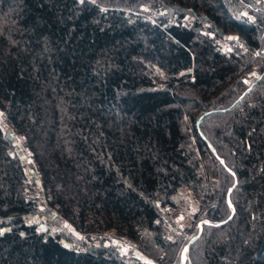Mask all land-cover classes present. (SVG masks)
I'll return each mask as SVG.
<instances>
[{
  "label": "trees",
  "instance_id": "1",
  "mask_svg": "<svg viewBox=\"0 0 264 264\" xmlns=\"http://www.w3.org/2000/svg\"><path fill=\"white\" fill-rule=\"evenodd\" d=\"M263 73L264 0H0V110L48 210L158 264L183 189L186 264H264V76L237 102ZM37 191L0 126V264H141L41 231Z\"/></svg>",
  "mask_w": 264,
  "mask_h": 264
},
{
  "label": "rangeland",
  "instance_id": "2",
  "mask_svg": "<svg viewBox=\"0 0 264 264\" xmlns=\"http://www.w3.org/2000/svg\"><path fill=\"white\" fill-rule=\"evenodd\" d=\"M257 75V74H255ZM0 126L3 131L8 134L14 141L17 151L20 155V158L25 165L28 176L30 180H33L37 186L38 191L36 192L38 200V214L30 217L31 220L35 221L39 229L44 232H59L64 233L65 236H72L71 240H63V243L68 246L73 247H83V244L88 246L98 245L100 240H105L106 242H114L119 245L120 249L128 255V257L133 258L134 260L140 262L141 264H158L152 257L146 256L140 251H138L131 243L127 241H120L113 237L114 232H108L103 237H98L96 235H91L90 237H84L78 234L72 226L67 222L58 218V216L48 210L47 205L45 204L44 197L41 193V181L39 175L37 174L35 167L33 166L32 159L30 157L29 150L23 144L21 137L15 133L14 129L11 128L5 121V117L0 110ZM179 199L183 203L178 204L179 206L175 209H170L165 207L163 211L168 212L171 221L173 222L172 234H178L181 236V246L178 253V260L174 261L172 264H186L188 260V250L189 245L194 241L195 238L199 235H195L197 232L202 229L204 224H207V220H195L194 215L198 211L199 201L194 198L191 191L188 189L181 190L179 194ZM169 264V263H165Z\"/></svg>",
  "mask_w": 264,
  "mask_h": 264
},
{
  "label": "water",
  "instance_id": "3",
  "mask_svg": "<svg viewBox=\"0 0 264 264\" xmlns=\"http://www.w3.org/2000/svg\"><path fill=\"white\" fill-rule=\"evenodd\" d=\"M264 76V73L262 75H260L257 80L252 84L250 85L246 90L245 92L238 98L237 102H240L241 100H243V98L250 93V91L252 90V88L260 81V79ZM208 146L209 148L214 151L213 147L208 143ZM229 195V194H228ZM231 208L233 209V207L231 206ZM234 212V210H233ZM233 213L231 214V216L226 220L228 221L231 217H232ZM226 221L222 222L221 224L225 223ZM202 229H200V232H201ZM199 232V233H200ZM199 236V235H198ZM197 236V238H198ZM197 238H195L194 240H196ZM182 263L184 264V260H183V256H182Z\"/></svg>",
  "mask_w": 264,
  "mask_h": 264
},
{
  "label": "snow or ice",
  "instance_id": "4",
  "mask_svg": "<svg viewBox=\"0 0 264 264\" xmlns=\"http://www.w3.org/2000/svg\"><path fill=\"white\" fill-rule=\"evenodd\" d=\"M82 2H83V0H82Z\"/></svg>",
  "mask_w": 264,
  "mask_h": 264
}]
</instances>
